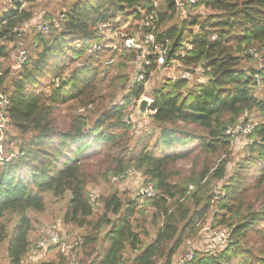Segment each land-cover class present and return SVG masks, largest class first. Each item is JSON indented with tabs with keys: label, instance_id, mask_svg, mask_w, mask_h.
<instances>
[{
	"label": "trees",
	"instance_id": "1",
	"mask_svg": "<svg viewBox=\"0 0 264 264\" xmlns=\"http://www.w3.org/2000/svg\"><path fill=\"white\" fill-rule=\"evenodd\" d=\"M6 3L0 7L4 63L9 61L8 43L38 7L37 0H0ZM46 4L58 5L53 10L63 20L53 25L52 18L48 33L33 30L24 65H0L7 119L19 138L14 158L0 166L4 264H24L35 249L32 214L46 211L48 195L53 204H64L63 224L81 231L76 236L80 246L37 264H170L216 202L219 213H213L212 228H228L231 242L217 254H198L185 264H264V256L248 247V236L264 234V197L245 201L255 188H264V0H196L185 17L175 0ZM151 14L157 17V42H167L166 61L178 60L186 43L188 50L178 62L188 70L205 63L209 72L205 69L204 80L196 81L191 70L189 81L167 79L147 90L145 84L157 70L155 56L147 57L145 81L137 83L136 51L86 54L89 46L104 41L99 24L109 23L112 29L129 25L142 37ZM250 48L257 51L261 68H244L243 60L254 59L247 53ZM255 75L261 77L259 86ZM142 96L152 100L155 114L148 117L150 127L137 133L139 123L132 115L123 121L127 114L119 102ZM75 106L93 110L79 114ZM253 112L259 123L245 136L243 155L228 174L235 134L227 132ZM239 126L243 133L245 124ZM130 180L137 183L134 196L116 189L93 195L91 202L92 185ZM221 182L222 197L215 195ZM147 188L153 197L143 194Z\"/></svg>",
	"mask_w": 264,
	"mask_h": 264
},
{
	"label": "rangeland",
	"instance_id": "2",
	"mask_svg": "<svg viewBox=\"0 0 264 264\" xmlns=\"http://www.w3.org/2000/svg\"><path fill=\"white\" fill-rule=\"evenodd\" d=\"M38 3V7L37 10L35 12V16L34 18L24 27L22 28V36L18 39L17 41V45L18 47H23L26 48V45L30 43L31 38H32V32L33 30L37 31V26L40 23H47V24H51L52 22L50 21L52 18H54V21L59 20L60 16L62 15L61 13H58V10H53L55 8H58V5H47V0H37ZM4 5H8L6 4H0V7H4ZM54 6V7H53ZM199 13H201L202 15L205 14L204 10H199ZM58 13V15H57ZM48 16V17H47ZM57 16V19L55 20V17ZM186 15H184L183 17H185ZM53 21V22H54ZM196 28H193V30L195 31ZM32 30V31H31ZM48 33V32H45ZM112 36V35H111ZM102 39L104 40L103 44H110L111 46L116 45V41L112 42L108 36L106 37H102ZM15 44V45H16ZM8 47L10 49V51H12L13 49L11 48L10 43H8ZM111 51V50H110ZM10 53V52H9ZM249 55H251L254 59L252 60H243L242 64L244 66L245 69L249 68L252 70L261 68V63L259 60V55L257 53V51L254 48H250V50L247 52ZM0 65H4L3 68H7V67H11L14 69V67L16 68V65L13 61H11L9 59V61H7L6 63H4V61L2 63H0ZM137 68L139 69V65H137ZM114 67L109 68L110 74H112L114 72ZM173 73H169L167 72L166 74H163L161 72L160 69H157L156 71H154L153 73H151V76L148 80V82L145 84V87L147 90L149 89H153L156 87H159L163 82H165V80L169 79V81H173L174 79L172 78L174 75H177V73L179 72V70L174 69L172 71ZM165 75V77H164ZM198 78V77H197ZM200 79H197L196 81H199ZM259 92V91H258ZM118 99V98H117ZM137 106V105H136ZM135 108L133 109V111H131L130 116L132 115L133 118L134 117V112H135ZM75 112L81 114L83 113L84 115L87 113H90L93 109L91 110H87V109H83V108H77L75 106ZM62 113H65V110L62 111ZM242 119H246V121L244 123H239L240 124H245V128L243 129V133H241V126H237L236 128H234L233 130H228L229 135H233L235 134V136L233 137L234 139L231 142V159L233 160V164L232 166H229L228 168V174L229 172L231 173L232 170L234 169V165L235 163H237L242 155H243V149L246 147L247 141H246V135L248 133H250V128H254L258 123H259V119H258V114L257 113H251V114H245ZM136 123H139L138 125H135V131L137 133H140L141 130L143 128H149L150 127V122H149V118L146 117V120H136ZM187 128V127H185ZM191 131L197 132L194 128L189 129ZM10 136V138H9ZM11 139V140H10ZM17 143H19V138L18 136H16V134L14 135V133L11 131L9 124L7 125V127L5 128V132L2 135V145H3V153L6 156H15L17 153V149H16V145ZM15 150V151H14ZM230 150V149H229ZM11 152H16V153H11ZM14 158V157H13ZM7 163V162H6ZM5 164V163H4ZM2 164V165H4ZM188 163H182L181 166H188ZM0 165V166H2ZM251 175H254V172H251ZM224 182V181H223ZM223 182L219 183L215 189V195H221V197L224 195V193H221V188L223 185ZM137 184V183H136ZM135 183H133V180L128 181V183L125 181V183H119V184H114L111 185L110 183H105V182H100L97 185L94 184L90 187V193H92V195H104L107 194L108 192H110L111 190L115 191L116 189L119 190L120 192L122 191H126L129 192V194H131L132 196H134L136 194V188L137 185ZM252 185H256V181L252 182ZM252 197L249 199H245L246 200H253V197L256 196L257 194L260 196V199L262 201V198L264 197V188H259V189H254V191L251 192ZM259 196L255 199H258ZM46 202H47V209L44 213L42 214H32V227L33 230L31 231V237L30 240L33 243H36L45 238L46 234L48 233L49 229L51 227H53L54 225L57 226L60 230V239L63 241V243L67 246V247H71V249H74V243H76L77 241H79L78 238H76V236H78L81 231L73 229V227L71 225H64L62 222V213H63V203H59V204H53L52 203V198L50 195L46 196ZM218 200V199H217ZM216 202V201H214ZM217 203V202H216ZM216 203L212 204L209 208V213L207 214V217L205 218L204 222H201L198 224V226L196 227V232L188 239H186L184 241L183 246L178 250V252L175 254V256L172 258L170 264H181V260L182 258L185 256V254L188 251H192L195 253V255L198 254H217L221 251H223L224 249H226L231 240H230V230L225 227H219L215 226L214 228H212L213 226V222H212V217H213V213H219ZM99 207V204H98ZM223 228V229H220ZM216 232H223L225 234V241L223 243H219L215 240V236L214 233ZM75 239V240H74ZM80 246V245H79ZM79 246L75 247L74 250L78 249ZM248 247H250L252 253L256 256H258L259 254L264 256V234L263 236H248ZM35 248V247H34ZM73 250V251H74ZM34 249H32L30 251V253L28 254V256H26L25 260H24V264H37V262L39 260H52L56 258V255L58 253V251L60 252L59 249H51L48 250L45 253H40L41 255H39L38 258L37 256H34L33 254ZM61 253V252H60ZM3 255L4 253H2V255L0 256V264H4V260H3ZM194 255V256H195ZM194 258V257H193ZM193 260V259H192ZM191 260V261H192ZM157 264H165L163 263V260H159Z\"/></svg>",
	"mask_w": 264,
	"mask_h": 264
},
{
	"label": "built area",
	"instance_id": "3",
	"mask_svg": "<svg viewBox=\"0 0 264 264\" xmlns=\"http://www.w3.org/2000/svg\"><path fill=\"white\" fill-rule=\"evenodd\" d=\"M196 3V0H175V6L177 10L181 13V16H184L187 10L191 9ZM153 6L156 7V3H153ZM63 20V15L60 16L59 21ZM57 21L53 22V25H56L58 23ZM28 24V23H27ZM27 24H25L22 28H24ZM137 24L136 22L134 25ZM156 24H157V17L155 14H151L148 16L146 21L144 22V27L146 28V33L144 36L139 37L137 34L132 33L129 25H122L116 29H112L111 25L109 23H101L97 27V31L99 36L101 37H106L109 35L111 38L110 40L112 42L116 41V45L114 42V45L110 44H103V43H94L91 46H89L86 50L87 55H95L98 53H101L103 50H117L118 52H121L122 50H129V51H136L137 55L135 57V64L139 65L138 73L135 75V82L140 83L144 82L146 78V68L149 66V61L147 57L149 58L150 56H155L156 59V69H160L162 73L166 74L167 72L173 73L172 71L174 69L179 70L177 75H174L172 78L178 79V80H184V81H189L191 80L192 73L190 72L191 70L193 73L197 75V77L200 79L199 81L204 80L205 75V69L209 72V68L206 67L205 63H202L200 67L195 68V69H185L184 67L181 66V64L178 62L179 59H182L185 57V51L188 50V46L185 45L184 43V48L178 52L176 55V60L175 58L170 59L168 61V47H167V42L165 45H162L157 42L154 32L156 29ZM22 28L19 29L17 32V39L10 43L11 48L13 49L10 51L8 59L13 61L16 65V67H20L24 65L27 61L28 58V52L25 48L23 47H18V39L22 36ZM51 29V25L47 23H40L37 26V31L40 33H45L49 32ZM112 35V36H111ZM214 40V38H212ZM17 43V44H16ZM16 44V45H15ZM250 50V49H249ZM248 50V51H249ZM4 60L0 59V63H2ZM114 62V59H111L110 61L107 62V64H112ZM168 62V63H167ZM167 63V64H166ZM1 77V73H0ZM256 78V83L259 86L261 77L259 75H255ZM142 98H147L151 101L152 105V100L147 97V96H142ZM139 100H130L128 104L124 101H120L119 105L125 108L126 114L125 117L123 118V121L125 123L129 122L130 119V113L133 111L137 103L140 101ZM9 109V102L6 96L1 92L0 90V165L9 162L10 160L13 159L14 156H6L3 153V145H2V135L5 132V128L9 124L8 119H7V113ZM155 112L149 108L148 110V115L147 117H151L154 115ZM130 116V117H129ZM252 130V128H250ZM250 130V131H251ZM229 134V132H227ZM122 178V177H120ZM115 180V179H113ZM144 195H147L149 197H153L154 194L151 191V189H146L143 191ZM91 202L95 201V197L93 195L90 196ZM59 228L57 226H53L49 229L48 233L46 234L45 238L39 240L35 246V249L33 251L34 256H39L41 255L40 253H45L48 250L51 249H59L62 254H69L71 252V247H67L63 241L60 239V232ZM215 240L219 243H223L225 241V234L223 232H216L214 233ZM74 248L79 246L80 243L76 242L73 244ZM195 253L192 251H188L185 256L181 260V264H185L186 262H190Z\"/></svg>",
	"mask_w": 264,
	"mask_h": 264
},
{
	"label": "water",
	"instance_id": "4",
	"mask_svg": "<svg viewBox=\"0 0 264 264\" xmlns=\"http://www.w3.org/2000/svg\"><path fill=\"white\" fill-rule=\"evenodd\" d=\"M150 106H151V101L149 99L147 98L140 99V101L137 103V106L134 112L135 119L137 121L146 120Z\"/></svg>",
	"mask_w": 264,
	"mask_h": 264
}]
</instances>
